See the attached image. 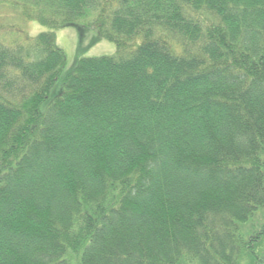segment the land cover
I'll use <instances>...</instances> for the list:
<instances>
[{
  "label": "trees",
  "instance_id": "trees-1",
  "mask_svg": "<svg viewBox=\"0 0 264 264\" xmlns=\"http://www.w3.org/2000/svg\"><path fill=\"white\" fill-rule=\"evenodd\" d=\"M0 5V264H264V0Z\"/></svg>",
  "mask_w": 264,
  "mask_h": 264
},
{
  "label": "rangeland",
  "instance_id": "rangeland-1",
  "mask_svg": "<svg viewBox=\"0 0 264 264\" xmlns=\"http://www.w3.org/2000/svg\"><path fill=\"white\" fill-rule=\"evenodd\" d=\"M4 6V7H3ZM0 5V41L11 43L14 38L11 36L12 29L9 26L19 25L24 29V32L29 37H35L37 34L48 31L46 27H43L33 21H24L18 19L14 14L10 13L8 5ZM9 7V8H8ZM8 8V9H7ZM20 20V21H19ZM8 27V28H4ZM56 44L61 49L66 57V69L70 68L77 58H97L102 56H113L115 54V45L103 39H98L97 42H91L97 37V33L94 30L87 32L84 40L83 49H78V35L75 29L66 28L55 31ZM15 35V34H14Z\"/></svg>",
  "mask_w": 264,
  "mask_h": 264
}]
</instances>
